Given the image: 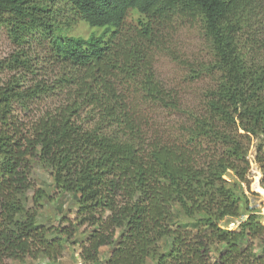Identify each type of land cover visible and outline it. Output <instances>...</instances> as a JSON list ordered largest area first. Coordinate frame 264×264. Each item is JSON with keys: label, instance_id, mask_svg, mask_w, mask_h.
Listing matches in <instances>:
<instances>
[{"label": "trees", "instance_id": "16d2710c", "mask_svg": "<svg viewBox=\"0 0 264 264\" xmlns=\"http://www.w3.org/2000/svg\"><path fill=\"white\" fill-rule=\"evenodd\" d=\"M255 1L0 0V29L18 46L0 60V75L14 72L0 78V264H56L75 243L85 264H264V216L244 188L252 137L264 147V31L247 19ZM187 19L212 55L189 68L192 81L213 82L198 107L153 64L158 51L175 54L164 30ZM78 22L88 37L71 34ZM34 43L62 66L51 83L34 77ZM56 95L26 122L13 114ZM157 111L185 120L168 130ZM36 168L51 176V195ZM53 196L61 219L42 225Z\"/></svg>", "mask_w": 264, "mask_h": 264}, {"label": "rangeland", "instance_id": "374dc122", "mask_svg": "<svg viewBox=\"0 0 264 264\" xmlns=\"http://www.w3.org/2000/svg\"><path fill=\"white\" fill-rule=\"evenodd\" d=\"M251 11L252 14L247 15V19H252V23H249V27L253 28L252 31L254 33L264 31V0H256L252 3ZM138 17H140V14L137 11H131L126 19V27L133 29L137 25ZM92 31V27L90 28L84 23L78 22L72 27L70 32L71 34L88 37ZM164 34L166 43L175 51V54H168L166 49L157 52L153 59L156 74L164 84L175 88L176 91L179 92L185 104L198 107L201 104V99L205 91L212 86L213 82L205 75L192 81L188 73L190 67L200 68L202 64L205 66V64L211 62L212 55L210 52V43L205 37L200 23L191 22L189 19L184 22H177L176 26L172 29L164 30ZM17 47L18 46L9 38L7 31L0 29V60L16 53L18 50ZM46 52L43 45L34 43L33 46L30 47L28 53L34 58L33 64L37 67V74L34 77L51 83L60 73L62 66L52 59L49 60ZM176 54L178 55V59L176 58ZM13 74L14 72L10 73V71H7L3 75H0V78L6 79ZM23 74L28 78L33 77L31 74H26L25 72H23ZM32 81H28V83ZM57 101L58 95L49 97L38 103L32 104L28 110H24L20 106L15 105L13 114L16 115L19 120L26 122L30 120L32 116L39 113L44 108L53 105ZM152 116H154L157 124L162 127H168V130L169 128L172 130L176 129L179 123L182 122L183 119L185 120V116H183L181 112L172 113L168 111H157L152 114ZM259 142V138L252 137L248 155L250 161L248 179L250 183L248 185L245 184L244 188L251 204L260 210L264 216V158L262 161L258 158V155L264 157V147L262 152H259ZM36 175L40 179L35 180L36 185L41 186L45 184V186L49 188L51 195L53 182L51 176L41 168L35 169V177ZM226 178L232 180L235 178V175L230 171V174L227 175ZM58 207V197L53 196V200L50 198L48 200L46 199L42 215L39 218V223L47 226L57 225L62 216V214L58 212ZM64 209V213H68L71 219L76 216L77 205L71 197L66 200ZM262 224L264 225V218L262 219ZM236 227L237 223L233 228ZM84 229L85 227L82 228V231H84ZM80 237L82 239V236ZM101 250L104 252V258L110 255V249L108 247H103ZM80 252V243L70 244L56 264H85L81 260ZM31 263L48 264L44 259L28 262V264Z\"/></svg>", "mask_w": 264, "mask_h": 264}]
</instances>
